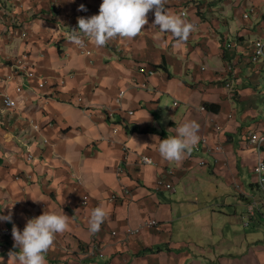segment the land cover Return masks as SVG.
<instances>
[{"label":"crops","instance_id":"obj_1","mask_svg":"<svg viewBox=\"0 0 264 264\" xmlns=\"http://www.w3.org/2000/svg\"><path fill=\"white\" fill-rule=\"evenodd\" d=\"M101 3L0 0V94L18 103L5 110L0 98V216L11 212V222L0 220L3 264H12L8 253L18 251L4 230L15 225L22 232L28 219L60 210L70 226L56 235L47 264H264V191L248 143L264 126L261 64L250 62L251 44L264 32V0H166L171 13L195 26L186 42L171 33L157 36L150 11L135 38L117 37L100 48L85 38L92 52L86 56L67 33L77 18L98 15ZM80 5L86 10L78 11ZM21 56L54 86L39 89L36 79L18 77L4 83ZM143 66L155 74H141ZM69 74L63 85L56 82ZM120 90L122 110L108 117ZM188 121L199 125L198 143L203 137L220 151L201 147L180 161L163 159L153 137L175 136ZM25 145L34 161H26ZM123 149L127 161L118 176ZM140 155L155 165H140ZM167 170L174 190H157ZM253 201L258 206L251 214ZM97 206L107 217L92 234L89 218ZM149 220L157 226L123 238ZM92 247L103 256L90 255Z\"/></svg>","mask_w":264,"mask_h":264},{"label":"clouds","instance_id":"obj_2","mask_svg":"<svg viewBox=\"0 0 264 264\" xmlns=\"http://www.w3.org/2000/svg\"><path fill=\"white\" fill-rule=\"evenodd\" d=\"M165 4L166 0H102L98 15L77 18V28L68 30V39L83 47L86 38L97 48L106 46L117 37L132 39L144 31V26L148 24L147 14L154 11L151 26L158 28L157 36L171 33L178 42H186L195 26L181 15L171 13ZM85 10L84 5L78 8V11ZM174 130L175 136H167L163 140L153 137L154 142H158L160 156L169 162L183 159L185 153L190 154L199 141V125L195 121L184 122ZM130 139L141 146L134 138ZM106 217L103 206L92 209L89 231L96 234ZM0 220L11 222V212L0 216ZM70 220L62 210L59 213L44 211L38 217L28 219L22 232L13 225V248L18 251H10L9 260L12 264H47L46 253L54 245L56 235L68 230ZM0 264H3L2 258Z\"/></svg>","mask_w":264,"mask_h":264},{"label":"built area","instance_id":"obj_3","mask_svg":"<svg viewBox=\"0 0 264 264\" xmlns=\"http://www.w3.org/2000/svg\"><path fill=\"white\" fill-rule=\"evenodd\" d=\"M254 13V9L251 8L249 9V12L243 13V19L247 20L249 19L250 14ZM183 15H185V13H183ZM25 37V35H24ZM252 52H251V56H250V62L253 65H257V64H261V69H260V83L262 85V89L260 92V97H261V103H262V113L264 114V32L263 35L258 38L255 39L252 42ZM231 45H229L228 47H230ZM81 51L86 55V56H91L92 52L87 48V44L86 42H84V46L81 47ZM228 70L230 72H233V67H228ZM138 71L141 74L144 75H148V76H153L155 74L154 70L151 69H147L146 67H139ZM26 78V79H36L38 81V88L39 89H43L45 87H52L54 86L53 82H51V79H53L50 76H37L33 70V66L32 64L26 60V58L24 56H21L20 58H17L13 61L12 66L10 67V73L4 78V83L8 84L11 83L13 80H15V78ZM73 78L72 74L66 75L64 77L59 78L56 82H58L59 85H63L65 83V81L67 79ZM226 88L230 89L231 88V84L230 83H226L225 85ZM15 91L17 93L22 92V86L20 85H16L15 86ZM125 96V90H120L115 99V105H116V109L115 110H110V111H106L107 116L108 117H112L114 112L116 111H120L121 109V104L123 101V98ZM0 98H1V105L5 110H15L18 107V103L5 91H3L0 94ZM78 102H81V99H77ZM203 110V109H202ZM129 115H132V112H128ZM32 124V129L36 132H38L40 130L39 125L35 124L33 121L30 122ZM219 127H216L215 130H219ZM249 139H248V143L250 146H252L256 152V156H257V161H256V165L254 168V173L256 175V178H258V184L261 186V188L264 191V159H263V152H264V126L262 128L261 131H254L252 133H250L249 135ZM46 142V141H45ZM26 161L31 162L34 161V156L33 154L29 151L28 146H26ZM204 150V152L208 153V154H212L214 152H219L220 151V147L216 146L214 148H208L207 146V141L205 138H201L200 142L197 143L193 149L195 151H199L200 149ZM126 148V147H125ZM124 150V157L122 160V163L119 165V167L117 168L116 174L118 176H120L121 174H123V165L126 163L127 161V149H123ZM138 163L140 165H155V162L153 161V159H151L148 156H143L140 155L138 158ZM201 165L204 164V162H200ZM173 175V171L172 170H167L165 173L159 175V177L156 180L155 183V188L157 190L159 189H164L167 191H173L174 190V186L173 183L170 182L168 180L169 176ZM20 177L17 176L16 179H19ZM125 194H129L128 190H124ZM118 199L117 195H113L110 198V201H116ZM89 201V198L87 195H84L82 197V201L81 204L82 205H86V203ZM258 206V203L256 201H253L250 205H249V210L251 212V214L254 213V209ZM157 226V221L155 220H149L146 221L144 223V225H140L138 227H134V228H128L125 232H124V239H129L132 236L138 234L142 228L144 227H149V228H154ZM23 231V230H22ZM3 234L6 236H10L11 235V231L10 230H4ZM114 234V233H113ZM99 255L100 257H102V253L100 251V249L96 248V247H92L91 251H90V255Z\"/></svg>","mask_w":264,"mask_h":264},{"label":"rangeland","instance_id":"obj_4","mask_svg":"<svg viewBox=\"0 0 264 264\" xmlns=\"http://www.w3.org/2000/svg\"><path fill=\"white\" fill-rule=\"evenodd\" d=\"M0 10H1V8H0ZM0 14H2V13L0 12ZM4 17H5V15L4 16L0 15V20L2 21V19H5Z\"/></svg>","mask_w":264,"mask_h":264},{"label":"trees","instance_id":"obj_5","mask_svg":"<svg viewBox=\"0 0 264 264\" xmlns=\"http://www.w3.org/2000/svg\"><path fill=\"white\" fill-rule=\"evenodd\" d=\"M206 109L207 110H211L212 109V106H206Z\"/></svg>","mask_w":264,"mask_h":264}]
</instances>
